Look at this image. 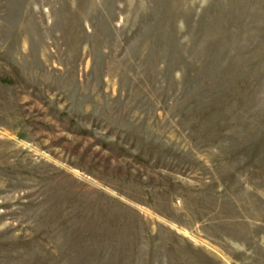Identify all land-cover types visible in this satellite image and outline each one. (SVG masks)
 I'll return each instance as SVG.
<instances>
[{"label": "rangeland", "instance_id": "1", "mask_svg": "<svg viewBox=\"0 0 264 264\" xmlns=\"http://www.w3.org/2000/svg\"><path fill=\"white\" fill-rule=\"evenodd\" d=\"M0 264H264V0H0Z\"/></svg>", "mask_w": 264, "mask_h": 264}]
</instances>
